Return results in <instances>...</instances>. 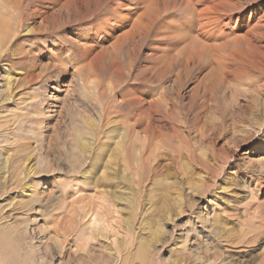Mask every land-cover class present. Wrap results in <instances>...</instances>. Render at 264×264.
<instances>
[{
  "label": "rangeland",
  "instance_id": "rangeland-1",
  "mask_svg": "<svg viewBox=\"0 0 264 264\" xmlns=\"http://www.w3.org/2000/svg\"><path fill=\"white\" fill-rule=\"evenodd\" d=\"M39 4L49 6L48 14L61 7L46 0ZM77 7L72 5V15L91 9L88 18L97 29L108 24L115 11L119 20L142 15V23L150 24L149 33L125 56L118 35L94 42L90 26L81 30L76 25L31 45L24 30L35 31L42 21L26 25L16 46L24 48L25 43L30 52L37 49L25 67L34 60L45 82L18 89L17 106L8 111L1 109L7 72L1 67L5 62L0 63V149L7 148L15 161L32 157L40 173L22 182L36 187L38 199L18 198L19 190L7 189L6 176H0V241L5 244L0 252L5 264H264V222L249 217L256 210L264 214V91L257 97L248 79L252 53L264 57V0H86ZM212 16L218 28L226 29L227 38L213 42L204 36L203 27ZM191 52L195 61L184 65ZM202 52L198 63L196 53ZM61 63H66L67 73ZM170 66L172 75L166 73ZM58 73L60 83L46 81ZM150 76L152 85L147 83ZM202 84L219 97V109H209L195 120L201 109L189 110L190 98ZM162 86L172 101L183 104L182 111L172 110L165 118L151 109ZM138 92L145 104L136 99ZM32 97L45 100L38 113L45 114L44 123L35 130L29 124L33 111L25 108ZM249 99L258 107L250 108ZM182 119L188 120L191 152L187 147L178 152L182 143L174 135ZM222 119L224 131L217 132L212 143L198 134L204 123ZM55 135L61 140L49 143ZM76 136L92 144L90 152L74 150ZM133 147L139 148L134 152L138 164ZM2 155L0 160L7 157ZM44 161L53 162L55 172H47ZM70 164H79L80 173L95 169L90 184L81 178L77 186L67 173ZM215 170L220 174L213 175ZM103 173L105 183L99 180ZM95 184H104L108 192L103 188L95 193ZM17 231L19 239L14 241ZM206 242L211 247L204 254Z\"/></svg>",
  "mask_w": 264,
  "mask_h": 264
},
{
  "label": "bare ground",
  "instance_id": "bare-ground-1",
  "mask_svg": "<svg viewBox=\"0 0 264 264\" xmlns=\"http://www.w3.org/2000/svg\"><path fill=\"white\" fill-rule=\"evenodd\" d=\"M41 1H45V0H0V8H1L0 9V63L5 62V63L2 64L1 67H2L3 70H5L7 72L5 74L6 75V80H5V91H6V94H5V105H2L1 109L5 110V111H8V108L10 109V107L14 108V107L17 106V98H15V97H16V94H17L16 92H17L18 89L25 88V89H29L30 90V89H32V86H35V84L38 85L39 83L43 84L45 82L44 80L41 79V75L36 73V64H35L33 59H32L33 60V64L32 65L30 64V66L28 68L25 67L28 64V62L31 60V58H33L32 55L35 54L37 49L33 48V51L30 52L31 51V47H30V51H29V49H27V47L29 45L26 46L25 43H24V48L17 47V46H19L17 44V40L19 39V36L21 35L20 34L22 32L21 30L24 29V27L26 25H29L30 23L32 25L37 20L42 21L40 23V25H38V27L36 29L34 28L35 31L34 30H30L29 28L24 30V31H26V38H27V40L30 41L31 45L39 44L40 43L39 39H45V40L48 41V40L51 39V36L53 37L54 34H56V33L57 34H63L67 28L75 27L76 25L79 26V27H83L84 28V29H81V30H85L86 28H88L90 26L89 31L90 32L91 31L94 32V34H93L94 42L95 41L96 42L100 41V37L103 38V37L107 36V37H111V38L113 37L114 38L115 36L117 37V35H118L116 42H117V44L120 43V49H121V51L123 52V54L125 56H130V54H131V52L133 50H136L137 48H139L142 40H144L148 36L146 34L149 33L148 31H149V28H150V24H143L142 23L143 22L142 15H140V17L138 19H134L129 14L127 16V18L123 16V17H121V20H119V18L117 17V14L119 12L115 11L114 12V17L111 18V21L109 22L110 24L109 23L107 24V22H105V23L99 25V29H97V28L92 27L93 22L90 21L89 18H88L91 9H87L86 12H83L82 14L80 12H78L77 13V17H74L73 15H75V14L73 13V15H72V13H71L72 5H75L76 9L78 11V7L77 6L79 5V3L84 4V1H86V0H46V1H49L50 3H52V4H48V5L61 6L59 10L57 9V11H55V12H53L51 14H48L49 13V11H48L49 10V6L48 7H44V8L41 7V5L39 4V2H41ZM96 2H97V0H96ZM88 4H89V6H91L90 3H88ZM99 4H100V2H99ZM89 6H86V7L89 8ZM80 10H81V8H80ZM103 10H106V9H103ZM235 10H236V8H235ZM205 14L203 13V15H205ZM47 15H49V16H47ZM99 16H100V13H99ZM213 16H215V15H213ZM213 16H212V18H210V17L208 19L205 18V19H207V22L209 21L210 25H209V23H207V25H204V27H203L204 28V32L203 33H204V36L207 39L212 40L213 42H217L221 38H224L225 36L227 38L228 36L226 35L227 32H226V29L224 27L223 28L222 27L218 28L220 23L217 25V20L218 19L216 17H213ZM232 17L233 16H231V19H232ZM82 18H83V20H82ZM205 19L203 20V22H205ZM108 25H109V27H108ZM105 28L107 29V32H105ZM127 28L129 30L125 31ZM79 33H82V32L79 31ZM248 33H249V31H248ZM96 34H98L97 38L94 37ZM246 34H247V32H246ZM79 35H81V34H79ZM248 35H251V34H248ZM79 37L80 36H77L78 39H79ZM130 38H132V39L130 40ZM104 39H106V38H104ZM107 40H109V39H107ZM130 42H132V44L129 45ZM65 44L66 43H64V45ZM208 46H210V45H208ZM79 47L82 48L81 46H79ZM18 48H22L23 50H21V52L17 53V55H16L15 52H18L17 51ZM8 51L13 53V55L11 57H9ZM209 51H211V50H209ZM203 53L204 52L201 53L202 56L201 55L198 56L197 53H196V56L198 58V63H201L203 61V58H202L203 57ZM58 54H60V52H58ZM193 54H194L193 52L190 53L191 57H189V59H187V61L186 60L184 61L185 62L184 65H188V61L193 59V57H192V56H194ZM210 54H212V53L210 52ZM252 54H253V57L255 59H253L251 62L249 61L250 63H249V67L248 68L250 70H249V76H248L249 78L248 79L250 80V85H252V88H251L252 92L255 93V94L258 93L259 95L257 97H259V96H261V93L264 91V57L256 55L255 52H253ZM214 55H216V54L214 53ZM60 56H63V55H57L58 58ZM218 56H219V53H218ZM218 56H215V59L219 60ZM230 57H232V56H230ZM208 58H210V57H207L206 60ZM176 60L174 61V63L178 62ZM221 60H222V58H221ZM64 61H65V59H64ZM194 61L195 60L193 59L192 62H194ZM229 61H226L225 63H227ZM203 63H206V62L204 61ZM231 63H232V61H231ZM192 64L193 63H191V65ZM60 65H61L60 67H64L66 65V63H61ZM171 66H170V68L167 69L166 73L172 75V73H175V72H174V69H172L173 66L172 67ZM233 67H235V66H233ZM204 68H205V66H204ZM16 69H19L20 72L16 73ZM56 69H58V70L60 69L58 65L56 66ZM76 70H78V69H76ZM66 71H67V69L65 68V70L63 71V74ZM175 71H176V74H177V76L176 75L175 76L178 77L180 72L177 73V70H175ZM208 71H210V70H208ZM78 72H81V71L78 70ZM60 76H62V73H58L57 76L50 75L49 80L47 79L46 81H49L50 84H52V83H60ZM168 76H170V75H168ZM148 78H149V80L147 82L148 85H152V83L154 82L153 77L150 76ZM158 78H159V81H160V85H162V79L163 78L162 77H158ZM178 78L180 79V77H178ZM58 80H59V82H58ZM205 84L200 85L199 86V90L196 91L190 98L191 100H190L189 110L196 111L197 108L201 109V111H199L200 113H197L196 114L197 116L194 117L195 120H198V118H199L198 115L199 114H201L204 117L206 111L209 110V109L217 108V111L219 109L218 108V98L219 97L217 96L218 98L216 99V93L213 90H211V88H209ZM57 85H58L57 87H59V84H57ZM127 86H129V85H127ZM42 88H44V87L42 86ZM175 88H177V87H175ZM174 90H176V89H174ZM133 91L135 93L137 92L136 90H133ZM161 91L162 92L160 93L159 98L154 100L151 103V109H153L152 111H154V112L156 111L155 114H154L155 116L158 115L159 117L165 118L172 110L181 109V111H182V109H183L182 102H180V101H177V102L172 101V99L169 96L170 92H168V88H164L162 86V90ZM209 94H210V98H209ZM36 95H38V94H36ZM129 95H131V93ZM124 97L125 98H129L128 95H126ZM136 99L137 100L141 99L140 100L141 103L145 104L144 103V99H142L140 97V93L139 92L137 93ZM8 101L11 102V104L9 103L10 105L8 104ZM249 106L252 109L255 108V107H258V105L253 100H250V105ZM25 108H26V110L30 109L31 111H33V113L30 112L32 115L30 114L31 116H30V119H29V124H30L31 130H35L36 126H37V129H38V127L42 126V124L44 123L43 121L45 119V117H44L45 114L40 116V114H38V113L40 112L41 109L45 108V100L44 99H42V100L39 99L38 100V98H33L32 97L31 104H26ZM38 109H39V111H38ZM181 111H179V113ZM172 112L174 113V111H172ZM151 117H149V119H151ZM141 120H140V122H141ZM178 123L179 124L176 125V128H177L176 131L177 132H175L174 137L180 139V143H182L179 146V150L180 151H178L179 153H181V151L183 150V147H187L186 148V151H187L188 149L191 148V145H190V142L188 140V133H189L188 127H187L188 120H183L182 119ZM225 123L226 122L223 119L220 122H217V123H211V124L204 123L203 126H201V128L198 129V134L201 137H203L204 139H206L209 143H212L214 141V139L216 138L217 132L224 131V124ZM138 125H139V122H138ZM151 125H149V126L151 127ZM170 127L172 128V126H170ZM136 131L137 130L134 128L133 131H132L133 134H135ZM144 134H145L144 140H142V141L146 142L147 141L146 131L144 132ZM58 135L57 136L55 135L56 137H52L49 143L53 142L54 144H56L57 142H59V140H61V137H59ZM123 139H124V137H122V140ZM122 140L120 138V141L117 144V149H119V150L121 149V145H122L121 141ZM74 143H75L74 150L79 151L80 154H84L85 152H90L88 150L90 148L92 149V144L90 145L81 136H76V142H74ZM72 149H69V151L74 153V150H72ZM145 149L146 150L148 149V145H145ZM160 149H161V147H160ZM138 150H139V148L135 147L131 151V152H133L134 160H136L135 162H137V164L139 163L140 159L137 158L134 155V152L138 151ZM187 152H191V151L188 150ZM2 154H4V155L6 154L7 157L3 158V160L2 159L0 160V166H1V168H0V176H1V174L6 176V177H4V179L7 180L5 182L6 185H7V189L11 188V187L17 188L19 190V192H20L19 194H17L18 198H22V199H25V198L38 199L37 193H36V187L33 184H28V185L25 184V183L22 184V182L25 180V177H27V175H29L30 177H33V178H36L37 176L40 175V173L38 171V168H36V164L35 163H33L34 165L32 164V162H33V159H31L32 157L27 158L26 160H24V162L15 161L8 154L7 148L0 149V158L3 156ZM56 155H58V156L61 155V156L64 157L63 153L60 154L59 152H57ZM75 155H74L73 159L77 160L78 156H75ZM176 155H177L176 152L171 150V156L173 158H176ZM189 155L192 157V155H195V154L194 153H190ZM57 158L58 157H56V160H57ZM195 159H197V157H195ZM44 163H45L46 169L48 170L47 172H49V173L55 172L56 168L53 166V162L44 161ZM132 163L134 164L133 161H132ZM203 164L207 167V164L205 162ZM54 165H55V163H54ZM78 165L79 164H73V165L70 164L69 165L70 168H69V170H67V173L69 174L70 177L74 178V181H75L77 186H79V184H81L82 180H84L87 184H90L91 181H89V178H91V176H92L91 173L95 169L92 170L91 172L86 171L84 173H80L79 170H78L79 169ZM216 167L215 168L213 167V168L216 169ZM27 169L29 170L28 172H27ZM215 171H218V170H215ZM215 174L219 175L220 171L215 172L213 175H215ZM104 175H105V173H103L100 178L98 177L99 180H101V182L103 181L102 183L106 182L105 179H104V177H105ZM75 176H76V178H75ZM81 178H82V180H80ZM50 183H51L52 186L55 187V182L54 181H51ZM96 183H98V181ZM260 184H261L260 189L264 191V182H261ZM93 187H94V190L96 191L95 193H98V194H100L102 192L103 188H105L107 190V187H104V184H101V185L95 184V186H93ZM107 192H108V190H107ZM249 217L251 218V220L254 219V220H259L260 222H264V214L261 213L258 210L253 212V214H250ZM204 222L206 223L207 220L204 221ZM14 233H16V235L14 237V241H16V240L19 239V236L17 234H20V232L17 231V232H14ZM211 240H212V238L207 237V241H211ZM19 242L21 243L22 241L20 240ZM1 243H3V241H0V246L1 247L5 246V244H1ZM210 245H211V242L210 243L206 242V244L202 245V250H203L204 254H207V253L210 252L209 251V248L211 247ZM212 256H216V254L214 253ZM204 258H202V259H204ZM204 261H206V260L204 259ZM5 263H6V258L4 256V254L2 252H0V264H5ZM207 264H208V262H207ZM214 264H217V261H215Z\"/></svg>",
  "mask_w": 264,
  "mask_h": 264
}]
</instances>
